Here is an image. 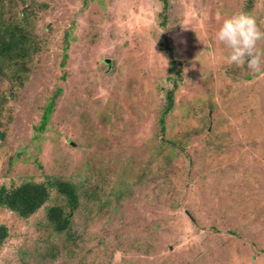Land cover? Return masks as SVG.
Here are the masks:
<instances>
[{"label":"rangeland","instance_id":"374dc122","mask_svg":"<svg viewBox=\"0 0 264 264\" xmlns=\"http://www.w3.org/2000/svg\"><path fill=\"white\" fill-rule=\"evenodd\" d=\"M239 14L264 30V0H0V186L82 193L62 233L54 190L0 207V264H264V78L216 39Z\"/></svg>","mask_w":264,"mask_h":264},{"label":"trees","instance_id":"16d2710c","mask_svg":"<svg viewBox=\"0 0 264 264\" xmlns=\"http://www.w3.org/2000/svg\"><path fill=\"white\" fill-rule=\"evenodd\" d=\"M176 63L180 65L179 61L171 58L173 74H176V78L180 79L178 74L180 67L175 69ZM173 86L176 87V83H173ZM171 97L172 93H169L167 109L172 106ZM52 106L53 101H50L47 105L45 121L47 115L51 112ZM51 190H54L58 195L64 197V204L68 208V212L64 211L63 205L52 206L46 209V218L52 227V232L62 233L70 229V213H73L78 208L79 199L82 195L80 187L76 184L57 178H47L46 181L40 183L29 180L10 189L0 186V207L16 214L19 218L27 219L49 200ZM84 193L86 195L87 192ZM7 236V228L4 225H0V247Z\"/></svg>","mask_w":264,"mask_h":264},{"label":"clouds","instance_id":"9594fccd","mask_svg":"<svg viewBox=\"0 0 264 264\" xmlns=\"http://www.w3.org/2000/svg\"><path fill=\"white\" fill-rule=\"evenodd\" d=\"M216 39L230 50L229 64L247 63L248 69L264 78V30L254 16L239 14L227 18L216 33Z\"/></svg>","mask_w":264,"mask_h":264}]
</instances>
